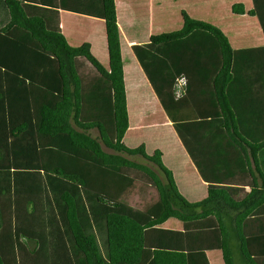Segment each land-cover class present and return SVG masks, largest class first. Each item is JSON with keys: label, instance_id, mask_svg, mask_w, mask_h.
I'll list each match as a JSON object with an SVG mask.
<instances>
[{"label": "trees", "instance_id": "obj_1", "mask_svg": "<svg viewBox=\"0 0 264 264\" xmlns=\"http://www.w3.org/2000/svg\"><path fill=\"white\" fill-rule=\"evenodd\" d=\"M251 217L264 0H0V264H264Z\"/></svg>", "mask_w": 264, "mask_h": 264}, {"label": "crops", "instance_id": "obj_2", "mask_svg": "<svg viewBox=\"0 0 264 264\" xmlns=\"http://www.w3.org/2000/svg\"><path fill=\"white\" fill-rule=\"evenodd\" d=\"M263 229V223L260 222L259 219L256 217H251L247 220V234L248 236H254V235H260V231ZM261 234H264L261 233ZM187 236V237H186ZM185 240L187 244L188 249H193V250H203L207 248L206 246H203L202 242V236L199 235L198 237L196 236H189L186 235ZM201 241V243H200ZM190 246V247H188ZM261 263H264V258L261 259Z\"/></svg>", "mask_w": 264, "mask_h": 264}, {"label": "rangeland", "instance_id": "obj_3", "mask_svg": "<svg viewBox=\"0 0 264 264\" xmlns=\"http://www.w3.org/2000/svg\"><path fill=\"white\" fill-rule=\"evenodd\" d=\"M38 120H39V116H38ZM95 135H98V132L96 131L95 132ZM44 138H47L46 140H51L50 138H52V137H50V136H46V137H44V136H41V140H43V141H45V139ZM56 138H58V137H56ZM51 142H53L54 143V141H51ZM57 142H58V139H57ZM136 161H139V162H141V163H148L146 160H144L143 158H137V159H135ZM150 165L154 168V169H156L157 171H159V173H161V175L164 177V174L162 173V171H160V169L157 167V166H155L154 164H152V163H150ZM113 182H115V183H121L120 182V180H114ZM123 183V182H122ZM122 186H126V184H121ZM145 189H143L142 190V184H141V187H140V191H137V190H134L133 189V192L134 193H136V192H138L140 195H144V193H146L145 192V190L147 191V192H149L150 194H154L153 193V191H151V190H149L148 189V187H144ZM142 197V196H141ZM264 230V229H263ZM263 230H259L260 231V234L261 233H263L264 231Z\"/></svg>", "mask_w": 264, "mask_h": 264}]
</instances>
